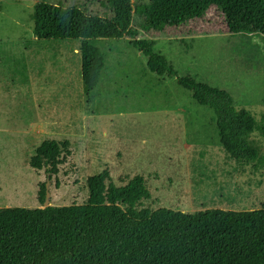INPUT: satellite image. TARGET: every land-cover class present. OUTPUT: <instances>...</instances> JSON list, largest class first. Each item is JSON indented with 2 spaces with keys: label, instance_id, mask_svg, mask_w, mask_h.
<instances>
[{
  "label": "rangeland",
  "instance_id": "obj_1",
  "mask_svg": "<svg viewBox=\"0 0 264 264\" xmlns=\"http://www.w3.org/2000/svg\"><path fill=\"white\" fill-rule=\"evenodd\" d=\"M0 0V207H42L48 183L52 205L87 202L88 178L108 169L124 186L142 175L150 192L143 208L192 213L259 207L264 169L254 172L224 150L214 111L198 104L176 77L159 76L128 39H98L106 66L93 95L84 91L81 40L41 47L34 40L35 4ZM109 15L101 0H47ZM150 0H133L134 4ZM141 39L170 61L179 76L227 91L257 121L264 115V34H230L222 15ZM264 155V139L253 137ZM45 140L69 141L73 156L57 176L30 166Z\"/></svg>",
  "mask_w": 264,
  "mask_h": 264
},
{
  "label": "trees",
  "instance_id": "obj_2",
  "mask_svg": "<svg viewBox=\"0 0 264 264\" xmlns=\"http://www.w3.org/2000/svg\"><path fill=\"white\" fill-rule=\"evenodd\" d=\"M109 15L88 7L35 4L34 40L41 47L81 40L84 91L93 95L106 66L98 39L127 38L147 57L159 76L176 77L200 105L211 108L228 157L254 172L264 169V155L253 137L264 139V115L257 121L248 108H238L225 90L179 76L173 64L154 49L155 40L141 39L133 26L142 19L148 36L204 20L218 11L235 35L264 34V0H101ZM73 156L69 141L45 140L30 166L57 176ZM41 185L42 207H0V264H264V196L259 207L244 211L203 209L192 213L143 208L150 192L142 175L116 186L108 169L88 178L87 202L43 208L48 192Z\"/></svg>",
  "mask_w": 264,
  "mask_h": 264
},
{
  "label": "water",
  "instance_id": "obj_3",
  "mask_svg": "<svg viewBox=\"0 0 264 264\" xmlns=\"http://www.w3.org/2000/svg\"><path fill=\"white\" fill-rule=\"evenodd\" d=\"M47 187H48V184H47ZM49 206H52V204H51V200H50V193L48 191L47 194H46V199H45L43 208H47Z\"/></svg>",
  "mask_w": 264,
  "mask_h": 264
}]
</instances>
